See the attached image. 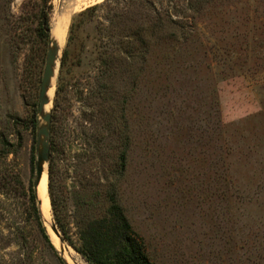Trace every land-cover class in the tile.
Masks as SVG:
<instances>
[{"label":"rangeland","instance_id":"374dc122","mask_svg":"<svg viewBox=\"0 0 264 264\" xmlns=\"http://www.w3.org/2000/svg\"><path fill=\"white\" fill-rule=\"evenodd\" d=\"M67 22L48 242L27 190ZM111 197L153 264H264V0H0V264H89L78 230Z\"/></svg>","mask_w":264,"mask_h":264},{"label":"trees","instance_id":"16d2710c","mask_svg":"<svg viewBox=\"0 0 264 264\" xmlns=\"http://www.w3.org/2000/svg\"><path fill=\"white\" fill-rule=\"evenodd\" d=\"M43 22L48 29V18L45 17ZM52 130L47 167L48 191L57 225L63 234H66L63 218L58 209L59 204L53 190V166L58 152V143L53 134L56 127ZM71 132L73 130L69 131V133ZM121 157H124V152ZM27 191L29 214L38 225L42 236L49 242L41 222L37 192L33 182L29 183ZM78 239V250L89 264H153L149 259L142 238L133 229L122 207L114 197L110 198V202L101 216L94 217L79 227Z\"/></svg>","mask_w":264,"mask_h":264},{"label":"water","instance_id":"95a60500","mask_svg":"<svg viewBox=\"0 0 264 264\" xmlns=\"http://www.w3.org/2000/svg\"><path fill=\"white\" fill-rule=\"evenodd\" d=\"M51 30V29H50ZM51 44L47 50L44 71L42 74L39 102H38V113L41 118V123L38 127L37 134V145L38 149L36 152L35 161V189L39 186L43 171L46 169L50 157V127L52 121L51 111L46 108L47 105L51 103V97L48 95V91L52 85L55 69L59 61L60 51L59 45L55 37L51 34ZM48 174V172H47ZM39 206L41 200L38 198ZM64 247L59 248V252L62 255Z\"/></svg>","mask_w":264,"mask_h":264},{"label":"bare ground","instance_id":"6f19581e","mask_svg":"<svg viewBox=\"0 0 264 264\" xmlns=\"http://www.w3.org/2000/svg\"><path fill=\"white\" fill-rule=\"evenodd\" d=\"M68 26V22L65 23L63 28H59L57 27L56 30L54 28H52L51 34L55 37V39L57 40V43L59 45V48L61 49L63 46V39L65 36V32ZM54 89V81L52 82V85L48 91V95L50 97H52V91ZM49 105L46 106V108H48ZM47 180H48V174L46 169L43 171L42 177H41V181L38 187H36V192L38 195V198L41 200V204H40V209L42 211L43 216L48 220L49 219V196H48V192L46 190V186H47ZM58 248H60L62 245L60 243H58ZM65 251V248H64ZM64 251H63V256H64ZM70 263V262H69Z\"/></svg>","mask_w":264,"mask_h":264}]
</instances>
